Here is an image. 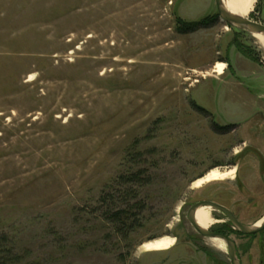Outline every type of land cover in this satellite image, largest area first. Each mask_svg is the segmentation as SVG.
Here are the masks:
<instances>
[{
	"label": "rangeland",
	"instance_id": "rangeland-1",
	"mask_svg": "<svg viewBox=\"0 0 264 264\" xmlns=\"http://www.w3.org/2000/svg\"><path fill=\"white\" fill-rule=\"evenodd\" d=\"M155 12L160 40L146 44ZM248 19L264 25V0ZM233 46L264 73V49L214 0H0V264H230L185 216L208 201L246 226L264 217V88L212 72ZM128 187L145 209L122 233L109 212ZM212 214L239 264H264V230ZM162 237L176 246L141 249Z\"/></svg>",
	"mask_w": 264,
	"mask_h": 264
},
{
	"label": "bare ground",
	"instance_id": "bare-ground-1",
	"mask_svg": "<svg viewBox=\"0 0 264 264\" xmlns=\"http://www.w3.org/2000/svg\"><path fill=\"white\" fill-rule=\"evenodd\" d=\"M222 5L224 7V9L230 13L231 15L234 16H238L240 18H244V19H248V16L252 13L253 8L255 6V4L257 3L258 0H221ZM140 8V14L142 13V17H140L142 20L146 19V14L148 12H150V7L149 4H143L141 6H139ZM151 13V12H150ZM158 16V13L155 12V14L149 15L150 18V25L152 26V29L150 30H146V32H144V34H139L138 36L141 37V40H145L144 42L146 44H151L152 42H159L160 38L157 34V26L160 25L162 20H156V17ZM147 22V19L145 21V23ZM155 34V35H154ZM145 36H151L149 39H145L147 37ZM257 43L264 49V36L262 35H258V34H253L252 36ZM88 39H94L93 36L88 35L87 36ZM130 45V44H129ZM111 47H116L117 43L114 42V40L112 39L111 43H110ZM101 49L103 50H108L109 47L107 45V42L101 43ZM115 61H117L115 59ZM120 62V61H118ZM128 64H133L134 62L132 60H129L127 62ZM226 65L223 63H217L216 66L213 68L212 72L216 73L217 75L222 74L223 70L225 69ZM212 72L210 73H203V75H207L209 76ZM193 74H198L197 71L192 70ZM34 76H30L29 80L33 81ZM235 176V168L232 169L229 172H225V173H221L219 170H212L210 171L208 174H206L203 178L197 180L196 182H194L193 187L194 188H199L201 186H203L204 184L207 183H212V182H216V181H224L226 179H234ZM214 211H212L209 207H199L198 209H196L194 211V220L195 223L197 224L198 227H200L201 229L204 230H209L210 226H212L213 224L217 223L214 219H213V213ZM263 221V218L258 220L257 223H255L254 225H252L253 227H258ZM208 242L210 243L211 246H213L214 248H216L219 251H222L224 253L227 254V250H226V246L224 244L223 241H221L220 239H216V238H212V239H208ZM177 244V239L174 237H162L159 239H155L153 241L150 242H146L141 246V249L144 252L150 253V252H165L167 250H172Z\"/></svg>",
	"mask_w": 264,
	"mask_h": 264
},
{
	"label": "water",
	"instance_id": "water-1",
	"mask_svg": "<svg viewBox=\"0 0 264 264\" xmlns=\"http://www.w3.org/2000/svg\"><path fill=\"white\" fill-rule=\"evenodd\" d=\"M221 2H222L221 0H214L215 7H216V13L221 23L229 27H233L235 29L244 31L252 36L253 34L264 36V25L259 24L257 22L250 21L249 19H244L238 16L231 15L224 9ZM202 206L209 207L212 211H219L223 213L229 220L232 228L235 231L245 236L256 235L259 232L263 231L264 230V217H263L262 223L258 227H253V226L243 225L226 208L216 203H213V202L202 201V202L196 203L189 207L186 213V220L190 224V226L193 228V230L201 237H204L207 239L216 238V239H220L221 241H223L226 246L229 263L239 264L237 256H236L235 244L232 240H230L229 238H227L226 236L222 234H217L209 230L201 229L195 223L194 211Z\"/></svg>",
	"mask_w": 264,
	"mask_h": 264
},
{
	"label": "trees",
	"instance_id": "trees-1",
	"mask_svg": "<svg viewBox=\"0 0 264 264\" xmlns=\"http://www.w3.org/2000/svg\"><path fill=\"white\" fill-rule=\"evenodd\" d=\"M192 26V25H191ZM194 26V25H193ZM196 29V27H191L188 28L187 31H194ZM246 56H248L249 58H252V55L249 54H245ZM142 172L141 171H137L133 174H131L128 177L120 178L122 181H129V182H133V183H139L141 182L140 180V176H141ZM119 199H120V204L116 207H113V211L109 212V221L110 223L114 226V228L117 231H120L122 233L128 231V228L131 226H134L133 224H131L130 222L135 223L134 218H136V216H138V214H141L144 209H145V204L142 200L137 199V194L133 189H129V187L122 192H119ZM104 199V198H103ZM250 237H254V235H250ZM3 240L0 239V254H2L3 252L6 253L2 247V243ZM3 259L0 258V262H2Z\"/></svg>",
	"mask_w": 264,
	"mask_h": 264
},
{
	"label": "crops",
	"instance_id": "crops-1",
	"mask_svg": "<svg viewBox=\"0 0 264 264\" xmlns=\"http://www.w3.org/2000/svg\"><path fill=\"white\" fill-rule=\"evenodd\" d=\"M232 48L233 49L229 52L232 53V62L229 58L223 60L226 61L225 63H223L226 65V67L222 71V74L217 75L215 80L221 81L223 78H225L226 74L229 73L231 74L230 88H241L242 85H240L239 83V79L241 78L247 83H259L264 88V73L262 69L257 65L255 60H252V58H249L248 56L241 53L237 49V47L233 46ZM219 56L220 58H222L221 55ZM248 91L249 89L244 90L246 95L249 96Z\"/></svg>",
	"mask_w": 264,
	"mask_h": 264
},
{
	"label": "flooded vegetation",
	"instance_id": "flooded-vegetation-1",
	"mask_svg": "<svg viewBox=\"0 0 264 264\" xmlns=\"http://www.w3.org/2000/svg\"><path fill=\"white\" fill-rule=\"evenodd\" d=\"M218 205H220V204H218ZM192 206V205H191ZM220 206H222V205H220ZM222 207H224V208H226L232 215H234L233 213H232V211L230 210V209H228L227 207H225V206H222ZM215 212H218V213H220L221 214V216L223 217V219H224V221H222L221 223H223V224H226V223H228L230 226H231V224H230V222H229V220L227 219V217L223 214V213H221V212H219V211H215ZM187 213V212H186ZM234 217L236 218V216L234 215ZM185 218H186V216H185ZM237 219V218H236ZM238 220V219H237ZM232 227V226H231ZM233 229V228H232ZM214 233H217V234H222V235H224V236H226L227 238H229L230 240H232L231 238H230V236H229V234L228 233H226L225 231L224 232H214ZM255 236V235H254Z\"/></svg>",
	"mask_w": 264,
	"mask_h": 264
}]
</instances>
